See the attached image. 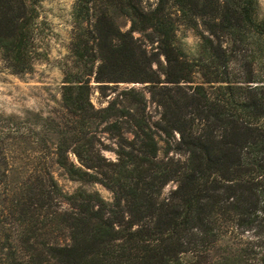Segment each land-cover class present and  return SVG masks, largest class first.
I'll list each match as a JSON object with an SVG mask.
<instances>
[{
	"label": "trees",
	"instance_id": "1",
	"mask_svg": "<svg viewBox=\"0 0 264 264\" xmlns=\"http://www.w3.org/2000/svg\"><path fill=\"white\" fill-rule=\"evenodd\" d=\"M141 2L75 0L61 85L66 116L56 139L43 140L67 178L99 184L110 197L65 191L44 168L28 192L46 206L44 218L33 208L22 231L0 237V264H264L257 0ZM32 18L29 0H0V51L13 73L34 61ZM177 22L197 36L192 52L176 42ZM134 32L153 35L157 50L149 54ZM155 52L163 57L156 68ZM91 79L100 89L147 82L149 97L131 87L95 105ZM168 182L174 187L162 197Z\"/></svg>",
	"mask_w": 264,
	"mask_h": 264
},
{
	"label": "rangeland",
	"instance_id": "2",
	"mask_svg": "<svg viewBox=\"0 0 264 264\" xmlns=\"http://www.w3.org/2000/svg\"><path fill=\"white\" fill-rule=\"evenodd\" d=\"M33 6L30 24L34 61L27 72L13 73L0 51V237L14 236L25 227L21 219L37 209L44 218L46 206L29 200L31 186L37 183V175L44 168L54 172L58 184L65 191L78 187L96 189L105 197L110 192L99 184L83 185L70 180L61 169L46 158L43 140H55L54 130L66 114L61 105L63 65L71 57L69 46L73 34L72 7L75 0H29ZM156 0H142V6L153 7ZM257 16L264 20V0H257ZM122 31L127 30L130 21L123 15L115 17ZM138 42L150 54L157 50L153 35L133 33ZM152 37V38H150ZM198 39L194 31L177 22L176 42L186 51L192 52ZM153 67L163 64V57L155 52ZM162 77V75H161ZM93 86L91 100L95 105H104L108 99L131 87L142 90L149 97L147 82H106L100 89L98 82L91 79ZM153 106L151 107V110ZM57 125V126H56ZM53 131V132H52ZM48 145L50 146L51 143ZM54 142V141H53ZM106 157L114 159L112 151H104ZM71 158L74 157L71 155ZM174 183L168 182L161 190V196L168 194ZM29 192V193H28ZM47 230V227L41 228Z\"/></svg>",
	"mask_w": 264,
	"mask_h": 264
}]
</instances>
